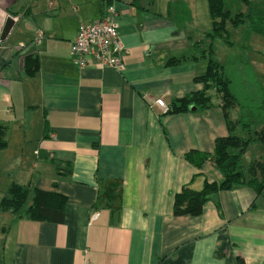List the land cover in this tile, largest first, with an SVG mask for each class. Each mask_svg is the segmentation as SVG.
<instances>
[{
	"label": "crops",
	"instance_id": "obj_1",
	"mask_svg": "<svg viewBox=\"0 0 264 264\" xmlns=\"http://www.w3.org/2000/svg\"><path fill=\"white\" fill-rule=\"evenodd\" d=\"M248 1L264 10V0ZM110 2L0 0V202L13 183L67 199L63 222L0 209V264H264V192L238 186L219 193L220 211L207 202L197 216L173 212L184 186L222 179L211 160L198 168L185 158L212 154L229 134L220 95L211 89L203 111L154 104L202 89L195 77L206 59L189 36L211 30L207 0H117L123 68L79 67L70 55L79 25L111 16ZM9 17L18 20L2 38ZM247 24L230 29L231 46L264 90V36ZM215 40L216 57L217 46L231 47ZM29 54L39 60L33 75L24 69ZM171 57L184 59L167 64ZM262 154L253 144L245 164ZM105 179L122 181L120 212L97 205Z\"/></svg>",
	"mask_w": 264,
	"mask_h": 264
},
{
	"label": "trees",
	"instance_id": "obj_2",
	"mask_svg": "<svg viewBox=\"0 0 264 264\" xmlns=\"http://www.w3.org/2000/svg\"><path fill=\"white\" fill-rule=\"evenodd\" d=\"M247 4V10H234L226 0H207L212 28L205 32L202 38L194 39L192 44L201 57L206 59L203 74L195 77V81L203 84L202 89L173 98L165 113H179L186 111H203L212 105L209 91L215 90L221 97V106L227 122L229 134L219 137L215 141L212 154L191 150L185 158L194 166L200 168L207 160H211L222 174L219 182L205 181L199 190L190 185L184 186L175 195L174 215H200L207 202H214L220 211L219 193L222 190L238 186H249L257 195L264 192V154L257 157L249 165L244 162V155L249 147L255 143L264 145V90L259 77L246 61L247 75L244 80L248 90L245 99L234 89V79L229 62H222L216 57L214 40L221 39L227 45L234 44L231 38L232 29L248 23V31L264 36V10L252 7L248 0H241ZM184 57H171L167 64L181 61ZM245 61V60H244ZM39 68V60L32 55L24 58V69L28 75H33ZM241 66L239 69L241 70ZM243 73V72H242ZM239 107L237 118L232 117V109ZM238 128L242 134L238 132ZM7 145L6 128L0 123V152ZM122 181L120 179L100 180L97 205L110 208L113 212H120L122 208ZM31 191L33 197L26 207ZM66 197L57 192H48L28 185L13 183L0 202L1 210H11L20 216L37 221L63 222L65 216Z\"/></svg>",
	"mask_w": 264,
	"mask_h": 264
},
{
	"label": "built area",
	"instance_id": "obj_3",
	"mask_svg": "<svg viewBox=\"0 0 264 264\" xmlns=\"http://www.w3.org/2000/svg\"><path fill=\"white\" fill-rule=\"evenodd\" d=\"M111 16L97 20L80 23L77 36L70 47L73 62L79 67L95 65L98 67H113L122 69L124 66L125 48L121 42L117 23L114 19L117 14V0H109ZM15 21L18 18H14ZM41 34L35 39V44L40 42ZM24 46L25 44H20ZM154 104L163 111L168 110V105L162 98H156ZM96 216V215H95Z\"/></svg>",
	"mask_w": 264,
	"mask_h": 264
},
{
	"label": "rangeland",
	"instance_id": "obj_4",
	"mask_svg": "<svg viewBox=\"0 0 264 264\" xmlns=\"http://www.w3.org/2000/svg\"><path fill=\"white\" fill-rule=\"evenodd\" d=\"M226 2L231 8L233 7L234 10H236V6L237 7L241 6L240 8L243 9V10L247 9V4H245L241 0H226ZM184 12L188 13L187 10L184 11ZM228 27H229V29H232V27L230 25H228ZM215 41L218 44H223V47H224V42L223 41H221L220 39H216ZM228 48L225 49V50H220V47L217 46L216 47V49H217V58L220 61L231 63L230 67H231V72H232L233 79H234V89H235L236 93L239 96H241L243 99H245V96L248 93V90L245 89V84H244V80L246 79V75H247L246 59H245L244 55L242 54V52L239 53L240 52L239 51V48H240L239 45H234V46H231V47H228ZM221 53H226V56L223 57V55ZM226 59H228L229 61H227ZM239 66L242 67L241 70L239 69ZM260 85H261V83H260ZM239 113H240V110L238 109L237 106H235L232 109V117L233 118L238 117ZM252 147H253V145H251L249 147V149H251ZM252 151H255V149L252 150ZM251 154L252 153L250 152V156H251ZM247 161H249V155L245 156L244 162L247 163ZM28 203L29 202L27 201L24 207H26L28 205Z\"/></svg>",
	"mask_w": 264,
	"mask_h": 264
},
{
	"label": "water",
	"instance_id": "obj_5",
	"mask_svg": "<svg viewBox=\"0 0 264 264\" xmlns=\"http://www.w3.org/2000/svg\"><path fill=\"white\" fill-rule=\"evenodd\" d=\"M14 25H15V20L12 17H9L4 25L2 38H5L10 33Z\"/></svg>",
	"mask_w": 264,
	"mask_h": 264
}]
</instances>
